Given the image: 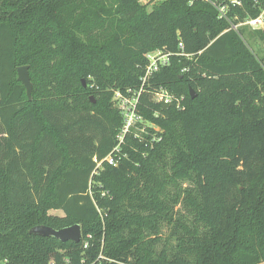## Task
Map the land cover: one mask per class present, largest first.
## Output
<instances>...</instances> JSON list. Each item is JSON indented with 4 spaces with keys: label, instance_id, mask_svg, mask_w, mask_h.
Here are the masks:
<instances>
[{
    "label": "trees",
    "instance_id": "1",
    "mask_svg": "<svg viewBox=\"0 0 264 264\" xmlns=\"http://www.w3.org/2000/svg\"><path fill=\"white\" fill-rule=\"evenodd\" d=\"M141 1L0 0V264H264V53L206 3ZM153 50L171 55L139 97L151 126L110 166L113 92ZM75 223L78 243L30 233Z\"/></svg>",
    "mask_w": 264,
    "mask_h": 264
},
{
    "label": "built area",
    "instance_id": "2",
    "mask_svg": "<svg viewBox=\"0 0 264 264\" xmlns=\"http://www.w3.org/2000/svg\"><path fill=\"white\" fill-rule=\"evenodd\" d=\"M197 2H203L210 5L216 11L218 19L227 22L228 27L226 30L235 31L246 44L247 41L243 35L244 29L249 32H264V0L251 1V8L257 9L255 15H251L244 8V0H188L189 5H193ZM262 45L264 47L263 42ZM178 46L180 52L176 53V55L188 56L183 52V45L181 42ZM170 55L171 53L164 52L163 50H153L146 53L145 59L147 60V65L145 66L143 75L140 77L139 89L135 91L127 89L126 93H122L119 90L113 92L112 103L121 115L122 123L116 136L115 147L111 153L103 159L108 165H117L119 152L125 143L127 135L133 134L135 137H140L141 133L145 132L147 127L151 126L150 123L145 121L143 116L138 112L139 97L154 72L158 71L161 66H165L169 63ZM183 98V96H174L163 87L155 89L152 93V100L154 102L172 104L178 109L183 108ZM103 161L98 162L96 168H101ZM83 246L84 248L88 247V241L86 239L84 240Z\"/></svg>",
    "mask_w": 264,
    "mask_h": 264
},
{
    "label": "water",
    "instance_id": "3",
    "mask_svg": "<svg viewBox=\"0 0 264 264\" xmlns=\"http://www.w3.org/2000/svg\"><path fill=\"white\" fill-rule=\"evenodd\" d=\"M17 80L23 84L26 94L28 98H30L31 82L27 65L17 67ZM82 84L84 87L86 86V82L84 80H82ZM189 93L191 98L195 96L194 90L191 88L189 89ZM30 233L54 237L61 242L73 241L78 243L81 239V226L78 223L60 229H53L47 226H35L30 230Z\"/></svg>",
    "mask_w": 264,
    "mask_h": 264
},
{
    "label": "rangeland",
    "instance_id": "4",
    "mask_svg": "<svg viewBox=\"0 0 264 264\" xmlns=\"http://www.w3.org/2000/svg\"><path fill=\"white\" fill-rule=\"evenodd\" d=\"M141 2H145V0H142ZM148 10L151 9V4L148 5L147 7ZM244 37L245 40L247 41V44L249 45V48H251V50L259 57L264 53V47L262 45V42L260 40H258L257 38H253L250 34L249 31L244 29ZM51 214L54 215H62L61 211H51ZM161 235L162 236H166L167 235V230L165 227H162V231H161Z\"/></svg>",
    "mask_w": 264,
    "mask_h": 264
}]
</instances>
